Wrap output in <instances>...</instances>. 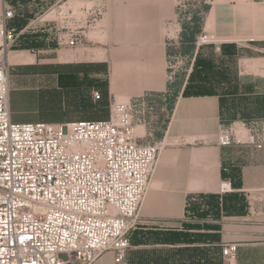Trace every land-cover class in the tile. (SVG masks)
Wrapping results in <instances>:
<instances>
[{"label":"crops","instance_id":"0c3cea01","mask_svg":"<svg viewBox=\"0 0 264 264\" xmlns=\"http://www.w3.org/2000/svg\"><path fill=\"white\" fill-rule=\"evenodd\" d=\"M179 3L180 0H0V14L5 8L13 9L18 15L15 22L20 23L24 18L21 16L36 14L45 6L42 9L53 8L49 14L56 9L60 14L74 7L80 9L84 17L82 43L44 50L57 52L58 61L64 64L59 67L57 80L65 92L60 108L67 113L60 123L98 117L96 105L88 96L96 87L101 89L106 105L114 100L136 102L150 95L170 98L168 104L172 107L167 110L164 129L154 137L145 127L146 141L158 140L166 145L142 203L133 244L187 246L188 264H264V148L248 144L223 146L217 139L221 125L254 119L250 115L255 112L243 108L230 112L227 106L231 102L244 107L249 96L251 105H256L258 98L264 100V79L244 84L242 78L240 85L236 82L230 87L236 90L234 101H230L229 94H222L228 83L223 81L221 71L218 77L212 74L206 80L204 75L203 84L194 85L219 90L218 93L184 94L189 73L180 90L176 87L173 92L168 65L171 48L178 44L179 37L182 45L188 44L190 38L184 37L185 33L182 38ZM30 23L22 26L23 33L29 32ZM208 30L216 38L222 57L231 56L235 47L241 49L233 53L241 65L240 74L245 76V63L256 65L262 72L264 0H216L203 17L201 32ZM191 37L194 42L195 36ZM209 46L215 49L213 43ZM8 59L11 64L10 53ZM257 104L264 106L263 101ZM224 180L232 182V191L220 192ZM226 243L238 244L234 260L222 255ZM193 249L208 255L195 257ZM111 254H104L93 264H117L114 259L105 260Z\"/></svg>","mask_w":264,"mask_h":264},{"label":"built area","instance_id":"2783aa9c","mask_svg":"<svg viewBox=\"0 0 264 264\" xmlns=\"http://www.w3.org/2000/svg\"><path fill=\"white\" fill-rule=\"evenodd\" d=\"M73 13L62 14L59 45L82 43L84 17L73 20ZM15 15L8 8L0 14V264H93L108 252L123 264L166 144L136 132L146 98L111 101L106 120L14 121L8 55L17 33L8 21ZM196 42H210L208 33ZM101 97L93 91L95 100ZM217 139L262 149L264 119L221 125ZM233 189L222 181L220 192ZM237 251V243L222 246L225 259L234 260Z\"/></svg>","mask_w":264,"mask_h":264},{"label":"rangeland","instance_id":"374dc122","mask_svg":"<svg viewBox=\"0 0 264 264\" xmlns=\"http://www.w3.org/2000/svg\"><path fill=\"white\" fill-rule=\"evenodd\" d=\"M215 1L216 0H214V2ZM179 5L180 10L178 11V19L182 26L186 23L194 25L193 17L195 16L199 18L200 22L202 21V17L205 15L203 8L204 5H206L204 0H180ZM42 8H46V6L41 7V11L37 10L36 14L26 13L25 16H21L24 18H22L20 23L17 21L15 22V18L18 15H15L13 19L8 21V27L14 29L17 33V38L9 49V53L13 56L10 64L12 89L11 108L13 120L17 122L27 120L60 123L64 122L61 119L67 113L60 108V104L63 102L62 99L65 97V92L59 87L57 80L60 71L59 67L64 64L58 61L57 52L44 51L45 49L48 50L49 48L58 47V33L63 15L60 14L57 9L55 12L49 14L53 8L49 10ZM71 11L74 12L71 16L73 20L76 18V15H78V17L82 16L78 7H74ZM196 11L198 13H196ZM29 23L31 24L28 29L29 32L25 30L23 33L22 26ZM201 33L202 32L198 35ZM206 33H208L210 37V42L198 44L196 42L197 35L195 36L194 42H192L193 37H190L189 40L187 39L188 44L186 45L181 44V38L179 37L178 44L172 46L168 65L170 67V76L173 81V92L175 90L177 91L178 87L180 90L181 84L184 82L186 74L188 73L189 78L187 79V84L191 83L192 88L189 87L186 95H192L197 92L194 85L203 84L204 75L207 76V78H205L206 80L209 79V76L212 74L218 77V72L221 71L225 77L223 81H227L228 83V89L221 90L222 94H229V96L232 97L230 101H234L236 90L235 87L234 89L230 87L235 85L236 82L240 85L243 83L242 78L246 81L244 84H249L251 79H264V68L262 72H259L260 70L258 71L256 69V65L251 67L249 64H243V73H245V76L240 74L241 65L236 57H233V53L236 55L241 49L236 47L231 49V56L224 58L221 56L220 47H218L217 40L214 38L211 31L208 30ZM212 43L215 45V49L209 46ZM262 62L264 63V61ZM76 64L79 63H73L72 65ZM203 70L206 71L205 74L202 73ZM192 74L193 76L191 77ZM101 77L103 78L104 76ZM93 91H100L101 95L102 91L96 87L91 89L90 95H88L96 105L95 112L99 114L94 120H106L110 116V102L107 105L103 104L102 97L99 100H95L93 98ZM202 91L209 93L219 92V90L209 89H203ZM261 91L264 92V90ZM247 92L250 93L249 90ZM163 98L166 99L163 100ZM169 101L170 98L167 95L166 97L158 95L146 97V104L148 107H145L144 116L142 114L143 109H138L139 112L136 114V125H140V122L145 119L153 136L155 137L156 134L158 135L164 129L168 121L167 110ZM260 101L264 103L263 99L258 98L256 100V105H251L249 96L248 106H234L233 103L231 104L230 102L227 106V110L236 112L243 108L244 111L255 112L253 115H250L251 118L264 119V106L262 104L260 107L258 106L259 104H257ZM24 115H34L36 118L25 119ZM241 116L249 118L247 115ZM139 119L141 120L139 121ZM139 127L137 133L139 134V131L143 133V127ZM187 249V246L178 247L161 243L152 244V242H144V244L140 245L132 243L129 256L124 264H188L189 255ZM193 250L192 252H194L195 257L200 256L206 258L208 255L206 252L204 254L201 253L200 250ZM210 256L214 257L212 254ZM110 259H114L113 253L107 255L105 258L107 261Z\"/></svg>","mask_w":264,"mask_h":264},{"label":"trees","instance_id":"16d2710c","mask_svg":"<svg viewBox=\"0 0 264 264\" xmlns=\"http://www.w3.org/2000/svg\"><path fill=\"white\" fill-rule=\"evenodd\" d=\"M210 4H206L204 5L203 11L204 13L206 12V10L208 9ZM196 13H198L196 11ZM194 18V25H191L189 23H186L185 25L183 24L182 26V38H183V34L185 33L184 37H191V36H197L199 34V32L202 31V22H203V17H202V21H199V18H197L196 16L193 17ZM193 76V74L191 75V77ZM189 87L192 88L191 83H188L185 87L184 90V94H186L187 90L189 89ZM194 88V87H193ZM196 89V93H194L195 95H202V94H208L209 92L206 91H202V88H195ZM172 106L169 104L168 108L170 109ZM169 240V239H168Z\"/></svg>","mask_w":264,"mask_h":264},{"label":"bare ground","instance_id":"6f19581e","mask_svg":"<svg viewBox=\"0 0 264 264\" xmlns=\"http://www.w3.org/2000/svg\"><path fill=\"white\" fill-rule=\"evenodd\" d=\"M202 33H203V32H202ZM198 36H199V35H198ZM198 36H197V37H198ZM196 41H197V40H196ZM142 99H145V98H142ZM142 99H140V100H142ZM135 126H136V132H138V127H139V126H141V128L143 127V129H144V130H143V133H140L141 131H139V135H145V134H144V131H145V127H146L147 125L144 126L143 124H140V125L138 124V126H137V125L135 124ZM139 128H140V127H139ZM137 134H138V133H137Z\"/></svg>","mask_w":264,"mask_h":264}]
</instances>
